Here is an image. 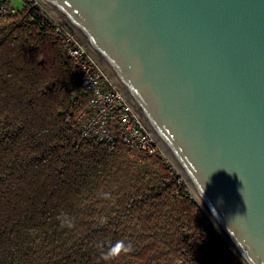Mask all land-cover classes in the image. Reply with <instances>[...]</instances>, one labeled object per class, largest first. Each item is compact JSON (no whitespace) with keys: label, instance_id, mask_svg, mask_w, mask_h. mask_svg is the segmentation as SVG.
Here are the masks:
<instances>
[{"label":"trees","instance_id":"obj_1","mask_svg":"<svg viewBox=\"0 0 264 264\" xmlns=\"http://www.w3.org/2000/svg\"><path fill=\"white\" fill-rule=\"evenodd\" d=\"M14 22L0 23V264H105L117 240L133 251L107 264H244L164 158L82 136V72L39 9Z\"/></svg>","mask_w":264,"mask_h":264},{"label":"water","instance_id":"obj_2","mask_svg":"<svg viewBox=\"0 0 264 264\" xmlns=\"http://www.w3.org/2000/svg\"><path fill=\"white\" fill-rule=\"evenodd\" d=\"M118 81L221 237L264 264V0H42Z\"/></svg>","mask_w":264,"mask_h":264},{"label":"built area","instance_id":"obj_3","mask_svg":"<svg viewBox=\"0 0 264 264\" xmlns=\"http://www.w3.org/2000/svg\"><path fill=\"white\" fill-rule=\"evenodd\" d=\"M27 8L39 9L46 15L55 27L57 38L82 72L83 87L90 95L88 107L77 119L81 124L82 136L108 143L115 142L120 137L130 148L148 157H162L172 169L176 170L118 81L87 45L47 9L42 0H0V23L11 29V24L17 23L14 22L15 16L22 14ZM177 173L179 174L178 171ZM191 194L197 200L192 190Z\"/></svg>","mask_w":264,"mask_h":264},{"label":"clouds","instance_id":"obj_4","mask_svg":"<svg viewBox=\"0 0 264 264\" xmlns=\"http://www.w3.org/2000/svg\"><path fill=\"white\" fill-rule=\"evenodd\" d=\"M60 221L61 226L72 227L73 226V218L62 214L61 216L57 217ZM100 247H103L100 245ZM133 251L131 244H126L123 240H117L114 244L108 247L106 250L102 251L101 253V260L107 264V262L113 261L119 258L122 255H127Z\"/></svg>","mask_w":264,"mask_h":264},{"label":"rangeland","instance_id":"obj_5","mask_svg":"<svg viewBox=\"0 0 264 264\" xmlns=\"http://www.w3.org/2000/svg\"><path fill=\"white\" fill-rule=\"evenodd\" d=\"M19 4V3H17ZM142 169V175L144 177H146L147 179L154 181L156 180V176L158 175V170L154 167V164L150 165H142L141 166ZM111 212L110 211H106L105 215L110 216ZM207 215V214H206Z\"/></svg>","mask_w":264,"mask_h":264},{"label":"bare ground","instance_id":"obj_6","mask_svg":"<svg viewBox=\"0 0 264 264\" xmlns=\"http://www.w3.org/2000/svg\"><path fill=\"white\" fill-rule=\"evenodd\" d=\"M170 160L173 162V160L170 158ZM174 163V162H173Z\"/></svg>","mask_w":264,"mask_h":264}]
</instances>
